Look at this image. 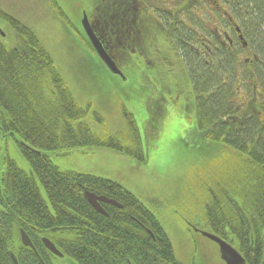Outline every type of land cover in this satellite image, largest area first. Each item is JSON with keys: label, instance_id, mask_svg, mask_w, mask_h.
<instances>
[{"label": "trees", "instance_id": "obj_1", "mask_svg": "<svg viewBox=\"0 0 264 264\" xmlns=\"http://www.w3.org/2000/svg\"><path fill=\"white\" fill-rule=\"evenodd\" d=\"M221 4L239 22L247 47L222 48L217 42L218 49L210 53L213 28L228 23L203 10L197 13L202 33L197 54L187 44L191 31H182L186 27L176 18L154 20L151 32L157 44L165 37L172 41L186 61L197 92L192 105L201 134L223 141L238 155V165L232 157L227 172L218 169L216 177L205 182L204 226L235 246L247 264H264V0ZM0 14L16 36V43L10 44L0 35V159L2 143L10 138L29 165L28 171L22 170L8 150L4 155L9 173L7 183L0 185V264H14L12 253L19 264H183L158 219L131 191L106 177L61 170L47 153L66 156L77 148L104 147L144 162V141L134 116L124 107V129L95 135L81 120L86 109L77 103L35 31L1 9ZM245 53L251 58H243ZM128 63L131 73L130 56L123 65ZM132 89L124 87L120 93L135 96ZM181 89L186 92L187 87ZM186 94L190 98L191 91ZM95 118L103 121L97 113ZM84 190L123 207L102 203L108 213L103 215L90 205ZM21 229L35 249L22 244ZM44 237L62 257L45 247Z\"/></svg>", "mask_w": 264, "mask_h": 264}, {"label": "rangeland", "instance_id": "obj_2", "mask_svg": "<svg viewBox=\"0 0 264 264\" xmlns=\"http://www.w3.org/2000/svg\"><path fill=\"white\" fill-rule=\"evenodd\" d=\"M56 2L60 8L50 0H0V9L35 31L42 45L52 55L77 103L86 109V115L81 120L88 123L95 135L116 134L124 129V107L134 116L144 140L146 159L140 162L133 156L113 149L93 147L90 150L77 148L66 156L58 151H48L54 159L53 163L61 170L110 178L131 191L158 219L183 263L192 261L191 256L197 250V256L208 257L212 264H221L218 244L199 232L190 231L189 223H198L203 229L210 230L203 226V202L208 198V190L204 189L205 182L208 177H215L218 169L227 172L232 157L235 159L234 166L238 165V155L223 141L211 140L201 134L195 126L194 112L189 113L186 108L185 92L177 93V107L170 104L169 112L161 116L153 114L149 108L151 85L146 78H139L135 96L128 97L120 93L119 89L127 86L132 88L134 83L129 71L131 63L124 66L130 79L120 82L104 67L89 46L75 40L74 35L77 33L70 21L82 22V7L89 6V2ZM213 4L216 2L213 1ZM197 13L200 16V11ZM120 18L127 28L126 16L112 15L113 22ZM0 25L7 33V39L4 38L3 42L15 44L14 29L1 15ZM122 33L125 32L116 31V34ZM162 33L164 36L165 31ZM166 39L164 43H158L160 48L153 41L151 54L153 57L163 56L167 59L160 60L163 70H184L180 51L172 41ZM248 57H251L249 53L243 56ZM140 58L141 70L149 71L151 68L146 62V56L140 55ZM167 95L170 97L171 93ZM134 99L137 102L133 103ZM96 113L103 118L102 122L95 118ZM7 139L5 146L11 158L21 169H29L28 162L18 149V143Z\"/></svg>", "mask_w": 264, "mask_h": 264}, {"label": "flooded vegetation", "instance_id": "obj_3", "mask_svg": "<svg viewBox=\"0 0 264 264\" xmlns=\"http://www.w3.org/2000/svg\"><path fill=\"white\" fill-rule=\"evenodd\" d=\"M87 1L89 2V6H83L82 11L84 10L86 12L88 25L96 36L97 40L100 41L105 50L114 58L116 65L123 73V76L111 73L112 76L114 78L121 79L125 78V74L127 77L126 79H130L129 75L124 70L125 65H123L124 61L130 56L133 62V73L132 71L130 73L134 80L132 87L136 91L139 78H146L149 81L151 85L149 95V108L151 109V111H153V114L155 113L157 115H165L167 111L169 112V106L171 102L170 99H174V102H176L179 98L178 95L173 96V98H171V96L168 97L167 95V93L169 94L178 91V87H176L175 85L187 87V89L193 93L190 76H186L188 79L187 83L181 80H177L176 72L178 73L181 68H175L174 71L176 72L172 70H163L160 66V60L167 61V59L161 56H158V58L153 57V55L151 54V49L153 48V33L151 31L154 28V26H152L154 19L158 20L159 18H162L161 14L164 16L170 15V17L173 19L178 18L179 21L182 18L180 24L189 25V23L185 21V17L189 16L194 19L197 18V5L201 3L200 0H142V2L138 0ZM215 2H217V5L220 4L218 0H215ZM112 15L115 17L126 16L128 27H125V23H123V20L121 18L113 22ZM71 25L82 39L88 40L87 34L81 23L72 22ZM184 30L189 29H182V31ZM229 30L230 31L222 29L221 32L217 31L219 34L215 32L213 40L214 42H219L223 46L222 48H226L227 45L231 47H237L238 43L242 42L239 37L241 32L238 33L234 29V25H232ZM116 31L120 33L129 32V35L126 37L124 33H122L118 34L115 37L114 34H116ZM163 31H168V25L164 26ZM198 39V44H200L202 38L199 37ZM214 42L210 40V53H214L216 49H218V46H216V43ZM187 44L191 48V50L195 51L197 54L196 30L194 31L193 35H189ZM194 44L196 46L195 49ZM140 55L146 56V62L151 68L149 71L141 70L140 64L142 63V59L140 58ZM181 62L184 64L182 59ZM180 72H183V70H181ZM174 79H176L177 81H175ZM127 88L130 90L132 89L129 86H127ZM119 90L121 91L122 89ZM123 91L128 92V90ZM196 125L197 118L195 126ZM1 148L5 151L8 150L6 149L5 141H3ZM6 161L7 160H5L1 155L0 167L2 175L0 174V185L2 186L3 184L7 183V176L9 173L8 171H6V168L8 167V163ZM221 261V264H225V261L222 258ZM202 262H205V258H198L196 250L191 264H201Z\"/></svg>", "mask_w": 264, "mask_h": 264}, {"label": "water", "instance_id": "obj_4", "mask_svg": "<svg viewBox=\"0 0 264 264\" xmlns=\"http://www.w3.org/2000/svg\"><path fill=\"white\" fill-rule=\"evenodd\" d=\"M82 21H83V26H84L92 44L94 45V47L97 51V54L101 57V59H103V61L108 65V67L113 72H117V73L121 74V72L117 68V66L114 63V61L112 60V58L108 55V53L105 51V49L99 43V41L96 39L94 33L89 28L86 16L83 18ZM237 30L239 31L240 29L238 28ZM241 37L243 38L242 35H241ZM85 195L87 197V200L92 204V206L97 211H99L101 213L106 214L105 210L103 209V207L100 204V201H104V202L111 203V204H117L118 206L121 207V205L119 203H117L115 200L108 199V198L103 197V196H97L95 193L86 191ZM202 233L206 237L212 239L213 241H215L219 244L220 252L222 254V258L226 261V264H244L245 263V259L239 253V251L236 248H234L231 244H229L227 241H225L221 237H219L213 233L207 232V231H202ZM21 237H22V242L25 245L31 246L34 248L32 241L30 240L29 236L27 235V233L24 230L21 231ZM43 241H44V243L48 249L53 251L55 254L62 256V253L55 247V245L48 238H44ZM13 260H14L15 264H18V262L14 256H13Z\"/></svg>", "mask_w": 264, "mask_h": 264}, {"label": "bare ground", "instance_id": "obj_5", "mask_svg": "<svg viewBox=\"0 0 264 264\" xmlns=\"http://www.w3.org/2000/svg\"><path fill=\"white\" fill-rule=\"evenodd\" d=\"M138 99V98H137Z\"/></svg>", "mask_w": 264, "mask_h": 264}]
</instances>
